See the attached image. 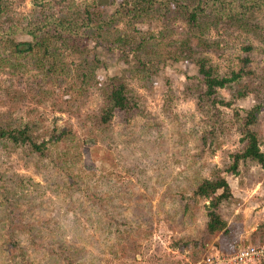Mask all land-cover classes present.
<instances>
[{
    "label": "rangeland",
    "instance_id": "1",
    "mask_svg": "<svg viewBox=\"0 0 264 264\" xmlns=\"http://www.w3.org/2000/svg\"><path fill=\"white\" fill-rule=\"evenodd\" d=\"M34 2L50 5L53 18L71 3L107 18L120 4L3 0V27L26 24ZM250 20L245 29L225 22L192 35L180 19L121 18L106 45L89 46L88 60L101 63L87 77L83 56L65 48L55 73L1 51L0 124L28 127L38 143L53 132L64 140L45 158L0 141V264H234L239 248L263 246L264 169L249 160L230 168L255 106L250 130L264 153V9ZM120 33L148 44L125 61L113 43ZM185 40L190 50L180 51ZM200 56L215 75L237 76L210 100L190 60ZM138 58L150 61L137 69ZM115 76L138 109L100 127L104 87ZM206 179L228 184L218 208L228 231L212 237L209 202L192 194Z\"/></svg>",
    "mask_w": 264,
    "mask_h": 264
},
{
    "label": "trees",
    "instance_id": "2",
    "mask_svg": "<svg viewBox=\"0 0 264 264\" xmlns=\"http://www.w3.org/2000/svg\"><path fill=\"white\" fill-rule=\"evenodd\" d=\"M35 1V0H34ZM36 10L26 24H11L3 27V0H0V52L6 51L7 58L25 60L36 68H44L47 73H55L62 63L59 51L65 48L73 54L83 56L80 66L81 77H87L100 60L95 56L88 60L87 53L90 45H106L111 39L113 26L121 19H144L158 15L163 20L180 19L187 25L192 35L202 34L219 23L234 22L239 28L250 26V16L254 12L264 9V0H120V4L113 14L107 18L99 9L90 6L78 7L70 4L68 11H61L57 18H53L51 6H42L34 2ZM80 8V9H79ZM25 36L27 40H18ZM114 48L119 49L120 57L127 61L128 54L143 51L148 42L144 39L133 41L126 33L115 34ZM187 40V39H186ZM185 40V41H186ZM180 51L190 50L189 41L180 43ZM201 76L203 88L202 97L210 100L219 88H224L233 78H222L214 74L212 67L204 57L190 59ZM150 59L138 58L137 69L144 68ZM152 62V61H151ZM63 71V69L61 70ZM105 104L100 108L96 122L106 126L115 112L132 114L137 108L131 98L127 96V88L122 77H112L104 87ZM210 104L215 105L214 102ZM264 109V106H262ZM261 112L260 106H255L245 112V131L243 130V150L233 155L230 168L236 171L238 163L249 160L264 169V153L260 150L256 134L250 130ZM64 132H53L48 141H35L28 127H12L0 124V141L10 142L15 146H23L34 156L45 158L50 145H58ZM228 188L225 179L202 180L193 190V197L197 200H207L206 236L212 237L228 231L227 223L221 218L218 208L225 201L224 190ZM221 191V193H220ZM187 208V207H186Z\"/></svg>",
    "mask_w": 264,
    "mask_h": 264
},
{
    "label": "built area",
    "instance_id": "3",
    "mask_svg": "<svg viewBox=\"0 0 264 264\" xmlns=\"http://www.w3.org/2000/svg\"><path fill=\"white\" fill-rule=\"evenodd\" d=\"M230 260L234 264H249L264 260V245L263 246H247L239 248ZM229 260V261H230Z\"/></svg>",
    "mask_w": 264,
    "mask_h": 264
},
{
    "label": "crops",
    "instance_id": "4",
    "mask_svg": "<svg viewBox=\"0 0 264 264\" xmlns=\"http://www.w3.org/2000/svg\"><path fill=\"white\" fill-rule=\"evenodd\" d=\"M252 264V263H251ZM262 264V263H261ZM263 264H264V262H263Z\"/></svg>",
    "mask_w": 264,
    "mask_h": 264
}]
</instances>
